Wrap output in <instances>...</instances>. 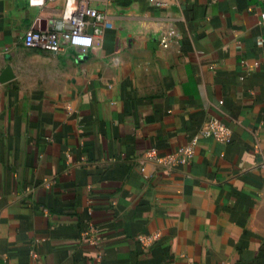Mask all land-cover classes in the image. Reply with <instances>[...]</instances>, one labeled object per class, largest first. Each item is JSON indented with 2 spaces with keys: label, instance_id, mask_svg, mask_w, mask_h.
Listing matches in <instances>:
<instances>
[{
  "label": "crops",
  "instance_id": "obj_1",
  "mask_svg": "<svg viewBox=\"0 0 264 264\" xmlns=\"http://www.w3.org/2000/svg\"><path fill=\"white\" fill-rule=\"evenodd\" d=\"M79 1L0 0V264H264V0H109L100 49L24 43Z\"/></svg>",
  "mask_w": 264,
  "mask_h": 264
},
{
  "label": "built area",
  "instance_id": "obj_2",
  "mask_svg": "<svg viewBox=\"0 0 264 264\" xmlns=\"http://www.w3.org/2000/svg\"><path fill=\"white\" fill-rule=\"evenodd\" d=\"M108 1L99 0L98 4H94L90 0H80L74 12L66 19L69 29L33 28L25 35L24 43L29 47L54 53H65L70 47H77L82 52L100 49L106 30L113 27L108 13L100 7V3ZM162 44L167 47L168 40L163 39ZM203 133L221 142L231 140V129L218 119L210 121ZM197 142L196 138L179 148L172 156L163 157L161 160L169 168L190 163L196 154Z\"/></svg>",
  "mask_w": 264,
  "mask_h": 264
},
{
  "label": "water",
  "instance_id": "obj_3",
  "mask_svg": "<svg viewBox=\"0 0 264 264\" xmlns=\"http://www.w3.org/2000/svg\"><path fill=\"white\" fill-rule=\"evenodd\" d=\"M13 77L14 76L12 74L11 68L10 66H8L4 74L1 76L0 81L5 82V81L12 79Z\"/></svg>",
  "mask_w": 264,
  "mask_h": 264
}]
</instances>
